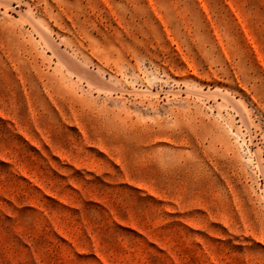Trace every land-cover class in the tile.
<instances>
[{
    "label": "rangeland",
    "instance_id": "1",
    "mask_svg": "<svg viewBox=\"0 0 264 264\" xmlns=\"http://www.w3.org/2000/svg\"><path fill=\"white\" fill-rule=\"evenodd\" d=\"M0 264H264V0H0Z\"/></svg>",
    "mask_w": 264,
    "mask_h": 264
}]
</instances>
